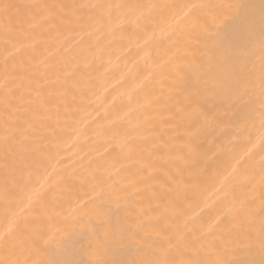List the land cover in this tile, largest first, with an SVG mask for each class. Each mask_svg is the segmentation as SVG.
I'll return each instance as SVG.
<instances>
[{"label":"snow or ice","instance_id":"obj_1","mask_svg":"<svg viewBox=\"0 0 264 264\" xmlns=\"http://www.w3.org/2000/svg\"><path fill=\"white\" fill-rule=\"evenodd\" d=\"M31 9H39V12L27 21L30 29L39 26L46 31L56 30L57 33L73 26L111 21L114 13L118 16L124 9L138 12V26L141 20L155 21L157 15L162 17L171 13V21L176 25L168 37L169 40L175 37L172 47L178 52L183 47L192 56L200 53L206 57L204 63L211 66L206 71L196 70L195 65H190L193 71L189 73H184L183 69L169 71L165 79L167 95L161 90V94L149 104L158 109L156 115L159 119L149 121L150 135L142 138L143 147L135 153V181L126 187L117 183L107 186L100 183L93 187V192H96V188H99V192L75 210L72 222L83 227L84 237L88 240L87 246L76 248V253L94 255L96 259L69 261L60 258L70 236L66 233L60 238L53 235L45 240L46 247L41 251L49 258L43 264H232L225 259H203L202 254L207 246L222 254L233 246H244L250 251L258 246L264 257V195L261 196L258 229L252 208L254 201L233 198L229 204L227 192L208 209L210 214H215L216 223L209 225L207 233L196 236V229H189L187 222L183 227L176 226L169 217L170 210L182 207L181 187L193 185L215 161L214 155L209 156V150L200 151L199 145L194 143L209 130L219 129L222 134H230L237 139L246 137L247 144L252 147H246L244 156L238 157L236 164L249 165L252 157L259 155V169L264 181V0H260L258 5L248 0H202L196 4L181 5L92 2L21 5L0 0V14L9 22L10 13L19 19L24 10ZM176 9L179 11H172ZM193 13L197 14L196 23L188 27L185 22L190 23ZM33 19L35 23L31 22ZM4 31L5 77L11 75L15 84V78L20 76L27 79L29 84L27 99L24 92L7 89V84V90L0 98V106L3 107V114L0 115L3 155L0 161L5 174L3 195L7 199L14 194L12 189L21 187L24 179V173L19 168L24 151L31 155L27 167L38 170L44 160L41 141L46 139L38 133L47 128L50 130L48 135H55V129L50 123L52 114L47 108L49 101L42 99L44 86L29 71L35 44L16 46L13 43L9 52L7 45L12 42L15 31L8 24ZM257 45L261 53L258 71L253 62ZM183 58L187 59V55ZM33 83L37 84L35 88L31 87ZM33 92L36 99L32 98ZM257 123L262 130L258 146L252 138V129ZM157 125L163 127L154 131ZM180 130H183V135L171 134ZM177 140L183 141V144L177 146L174 143ZM250 171V167L244 168L241 187L250 182ZM97 200L112 201L115 208H104L96 203ZM150 212L156 215L149 217ZM91 215L101 219L97 225L89 228L84 218ZM29 225L28 218L11 217L7 230L0 233V247L22 252L30 244H35ZM207 236L212 239L205 245L201 241ZM116 248L126 252L129 258H107ZM0 264H28V261L0 260ZM245 264H256V261ZM259 264H264V258Z\"/></svg>","mask_w":264,"mask_h":264},{"label":"bare ground","instance_id":"obj_2","mask_svg":"<svg viewBox=\"0 0 264 264\" xmlns=\"http://www.w3.org/2000/svg\"><path fill=\"white\" fill-rule=\"evenodd\" d=\"M15 4H54V3H122L146 5L152 3L196 4L202 0H8ZM219 2V0H217ZM258 5L260 0H248ZM172 11H179L178 9ZM14 12V10H13ZM39 9L24 10L18 19L11 14V21L0 14V98L7 89L24 92L28 96V81L20 76L5 77V25L15 31L13 40L7 45L12 51V44H35L34 59L30 61V74L44 86L42 99L49 101L47 108L51 110L50 123L55 135H48L49 129H41L38 135L46 139L41 141L44 160L38 170L28 168L31 155L25 150L19 168L24 173L21 187L12 189L13 195L5 199V174L0 161V233L7 230L11 217L28 218L32 239L24 251L5 250L0 247V260L28 264H43L49 257L41 251L45 248V240L53 235L57 238L69 233L67 247L61 253L63 259H96L76 253V248L87 246L84 229L79 223H73L75 210L99 192L93 187L100 183L107 186L117 183L122 187L132 184L136 177L135 160L141 140L149 136V121L158 120L157 108L150 107L163 90L167 95L168 87L165 79L169 71L183 69L184 73L196 70H210L205 64L206 57L196 53L189 55L187 49L177 51L172 47V35L175 23L171 21V13L156 16L155 21L141 20L136 23L138 12L121 10L119 15L113 14L112 20L85 25L73 26L72 29L57 33L56 30L46 31L44 27L30 29L27 21L38 14ZM46 14V13H45ZM196 13L190 18L188 27L195 25ZM35 23L33 19L31 21ZM147 25V26H145ZM187 55V59L183 57ZM261 61V53L257 45L253 62L257 71ZM204 65L201 68V65ZM11 69L12 62H9ZM19 70V60L16 62ZM211 71H214L212 69ZM209 71V75H211ZM68 77L67 81L65 78ZM7 84V89L5 88ZM36 83L31 87L35 88ZM67 90V91H66ZM36 99V93H32ZM58 113V115H57ZM3 107L0 106V115ZM160 127L154 129L159 131ZM262 130L259 124L252 129L253 142L258 146ZM172 135H183V130L172 132ZM3 130L0 128V136ZM231 141V143H229ZM177 146L183 141L174 142ZM200 151L209 150V156H215L212 167L202 173L193 185L181 187L180 198L182 207L169 212L170 222L183 227L185 222L189 229H196L195 235L207 233L209 225H214L215 214L208 209L219 201L224 193H229L231 203L238 200H253L252 205L259 228L261 196L264 195V181L259 169V155L252 157L249 165L236 164L238 157H243L247 144L246 137L237 139L230 134H222L219 129L209 130L205 135L194 140ZM258 152V147L256 149ZM3 145L0 144V157ZM250 167V182L241 187L242 173ZM124 170H121V169ZM235 169V171H233ZM30 173V174H29ZM95 177V179L93 178ZM59 182V184H58ZM134 191V189H129ZM123 195V193H120ZM135 199H139L136 197ZM31 201V203H30ZM104 208H115L112 201L97 200ZM123 203V201H121ZM146 208L147 205H144ZM39 208V211L36 209ZM156 213H149V217ZM96 215L86 216L85 224L91 228L100 222ZM148 219V218H144ZM223 228V226H222ZM194 239V237H190ZM212 237L207 236L201 242L208 244ZM109 259H127L128 254L119 248L108 255ZM206 261L225 259L232 264H245L262 257L258 246L250 251L244 246L229 249L225 254L207 246L202 254Z\"/></svg>","mask_w":264,"mask_h":264}]
</instances>
